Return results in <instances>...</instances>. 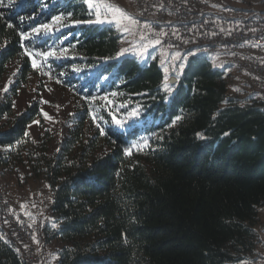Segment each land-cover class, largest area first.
Listing matches in <instances>:
<instances>
[{
    "label": "trees",
    "instance_id": "1",
    "mask_svg": "<svg viewBox=\"0 0 264 264\" xmlns=\"http://www.w3.org/2000/svg\"><path fill=\"white\" fill-rule=\"evenodd\" d=\"M56 16L70 19L50 35L21 39ZM93 19L84 0H4L0 7V169L19 186H51L39 242L57 246L56 264L254 259L264 207V103L238 102L225 70L196 54L203 45L181 52L180 80L167 96L159 61L117 60L119 33L87 23ZM25 48L68 52L45 61ZM49 95L58 98L46 119ZM135 104L146 119L117 125L118 108ZM143 140L148 147L125 153ZM0 264L31 263L0 238Z\"/></svg>",
    "mask_w": 264,
    "mask_h": 264
},
{
    "label": "rangeland",
    "instance_id": "2",
    "mask_svg": "<svg viewBox=\"0 0 264 264\" xmlns=\"http://www.w3.org/2000/svg\"><path fill=\"white\" fill-rule=\"evenodd\" d=\"M154 0H93L94 4L97 3H110L115 6H119L120 8L124 9L129 15L134 17L137 21H139V25L136 28V35H130L125 33L122 30V26H117L114 23H104L100 25H106L115 29L120 37V51L123 49H128L129 51L125 53L124 56H134L138 58L142 63H144L148 58L151 60H158L161 66L164 69H168L167 73L165 72V78L167 76V83L172 87L174 91V87L177 86V82L170 83L171 78H176L180 80V74L175 69L178 64H176L177 60L181 58V52L186 50V46L180 45L177 41L171 40L169 37L165 36H153L152 33H164L165 30V22H156L157 14H163V5H155L152 7V3ZM188 1V0H187ZM203 2H208L210 5H221L225 9L234 10L236 12H240L246 17V26H248V32H256V26H264V4L263 5H253L250 4V0H202ZM264 2V0H262ZM186 2V0H185ZM194 3H201V0H194ZM201 6L205 8L204 3ZM140 5V6H139ZM141 8L149 9L147 11V17H144ZM199 11V9H197ZM91 11V10H90ZM94 17L93 21H95V15L92 14ZM251 17V18H248ZM253 18L255 19V25H253ZM248 21V22H247ZM257 21V22H256ZM262 22V23H260ZM95 23V22H94ZM189 21H168V28L172 32H180V29L186 28L185 24ZM260 23V24H259ZM98 24V23H97ZM147 24L150 27L148 29L144 28V25ZM251 24V25H250ZM185 26V27H184ZM240 29V30H239ZM240 31V32H239ZM143 33L147 39H159L161 44L159 45H151L148 48V52L143 56H139L137 53L139 51V45L142 43L140 40V34ZM245 28H238V38L245 37ZM177 53L180 55L178 56ZM203 57L209 58L212 65L216 67H221L222 63L220 64L221 58L223 57L224 60L228 58L227 54L220 51L215 50H206L205 48L196 52ZM124 56H118L117 60H120ZM184 60H187L185 58ZM230 66L227 68L232 69L235 73L232 75L231 83H242L241 88H237V93L234 92L236 99L238 102H243L244 100H251L254 99H261L264 98V93L252 87L251 83L248 79L245 78V70L243 68H238L237 63L233 60H230ZM225 66H222L224 69ZM232 71V73H233ZM163 90L165 92V82L163 86ZM172 91V92H173ZM232 91V90H230ZM171 92V93H172ZM166 93V92H165ZM171 93H168L167 96H170ZM58 97L57 96H47L46 100L50 103H53ZM124 107L118 108V112L120 113L122 120L128 115L129 112L139 110V114L132 120L125 121L124 128L130 127L135 123L140 124L146 119L147 111L146 108L140 104H135L131 110H126ZM48 115H52L54 113V109L50 106L46 108ZM5 173H0L3 181L0 182V203L10 206L11 214L15 217V220H25L32 224V229L34 233L36 228L39 224L47 222V212L49 205L51 204V195L49 187L44 182H37V181H30L29 183L25 184L24 186H19L16 182L15 178L13 177H6L3 176ZM0 177V179H1ZM3 182V185H2ZM47 219V220H46ZM54 223H52L53 225ZM0 236L2 235L5 239H14L10 236L9 229H1V222H0ZM261 235H258V239L261 243L258 244V251L259 246L262 244ZM14 244V243H13ZM16 245V244H14ZM19 247L23 258L27 259V255L22 252L21 246L16 245ZM56 245H46L43 246L36 237L35 248H29V255H35L32 257V260H35L33 264H56ZM264 249V247H263ZM259 253V252H258ZM260 254L256 255L254 259L247 260L248 262H253L255 260H260ZM256 263V262H255ZM230 264H245L243 262H234ZM249 264V263H246Z\"/></svg>",
    "mask_w": 264,
    "mask_h": 264
},
{
    "label": "built area",
    "instance_id": "3",
    "mask_svg": "<svg viewBox=\"0 0 264 264\" xmlns=\"http://www.w3.org/2000/svg\"><path fill=\"white\" fill-rule=\"evenodd\" d=\"M202 3L205 8L201 7ZM250 4L263 5L264 2L250 0ZM155 5H163V14H157L156 22H165V29L162 30H165L167 37L182 46L203 45L206 50L226 53L230 60L237 63L238 68L245 70V78L252 87L264 93V26H256V32H248L246 17L242 13L225 9L220 4L210 5L202 0L201 3H194V0H154L152 7ZM141 11L147 17L149 9L141 8ZM168 21H189V28L172 32L166 29ZM238 28H245V38H238ZM0 222L1 229H9L14 244L21 246L28 262L33 264L35 260L31 258L35 255H29V248H35L36 242L32 224L25 220H15L10 206L1 203ZM258 254L261 259L256 264H264V249Z\"/></svg>",
    "mask_w": 264,
    "mask_h": 264
},
{
    "label": "snow or ice",
    "instance_id": "4",
    "mask_svg": "<svg viewBox=\"0 0 264 264\" xmlns=\"http://www.w3.org/2000/svg\"><path fill=\"white\" fill-rule=\"evenodd\" d=\"M84 3L87 5V7L91 10V13L95 15V21L89 20L87 23H98V24H104V23H109L112 24L114 23L117 26H122V30L130 35H136V28L139 25V21H137L134 17L129 15L124 9L120 8L119 6L112 5L110 3H97L94 4L93 0H84ZM4 6V0H0V7ZM65 19H70L69 17H64V16H56L52 19L51 23H45L40 25L39 27H34L31 32H20L19 35L22 40H28L33 37V33L39 35L41 32H43V35L47 36L53 33L54 27L53 26H58L60 22L64 21ZM73 23H79V21H74ZM8 27H13L12 25H7ZM150 26L145 24L144 28L148 29ZM153 36H162L165 35V33H152ZM140 40L142 43L139 45V51L138 55L143 57L147 52L148 48L151 45H159L161 44V41L157 39H147L143 33L140 34ZM128 49H123L121 52L118 54V56H124L126 52H128ZM25 52L28 53L30 56H35V57H43L45 61L49 57H55L56 59H60L62 57H65V54L68 52V49L65 48L62 51L57 54V50H52L48 52H29L28 48H25ZM179 56L180 54L177 53ZM32 65L34 68H38L39 66L37 65L36 59L32 60ZM75 71H79L80 69H74ZM168 69H165V72L167 73ZM3 92H7L8 88L5 87ZM173 91L172 87L167 83V76L165 78V92L166 94L171 93ZM117 93H112V96H116ZM96 99H100L102 101H105L107 104H111L112 101L108 97H92L91 98V103H94ZM44 103H49L48 101H44ZM13 107H15V101H13ZM123 107V105H121ZM139 114V110L137 109L136 111L129 112L128 115L125 117L124 120L116 119L115 116H113V119L117 125L120 127L125 126V121H129L134 119L137 115ZM74 115V114H71ZM43 116L46 119H51V117L48 115V113L44 112ZM6 118V117H5ZM97 117L93 115V120H95ZM177 119H181V117H177ZM36 125H39V121H34L33 122ZM31 127V125L29 126ZM97 127L100 128V125L97 124ZM101 132L103 133V129H101ZM26 135H30V133H26ZM201 138H203L202 134H197ZM149 142L147 140H143L139 144L132 145L130 147H127L124 149L125 153L128 155H131L133 152V149L140 150L142 147H148ZM51 187V186H49ZM54 227L56 226L55 224L53 225Z\"/></svg>",
    "mask_w": 264,
    "mask_h": 264
},
{
    "label": "crops",
    "instance_id": "5",
    "mask_svg": "<svg viewBox=\"0 0 264 264\" xmlns=\"http://www.w3.org/2000/svg\"><path fill=\"white\" fill-rule=\"evenodd\" d=\"M127 56V55H126ZM228 56V55H227ZM125 57V56H124ZM123 58V57H122ZM121 58V59H122ZM228 62H231L230 61V59H225L224 60V58L222 57L221 58V61H220V64L222 63V66H225L224 67V69L222 68V66L221 67H216V68H218V69H222V70H225V76H226V79H227V81L229 82V84H230V87L232 88V89H234V88H241L242 86H241V84L242 83H235V84H233V83H231L230 81H231V76L232 75H234V71L232 70V69H230V68H227V65H228V67H231L230 66V63H228ZM214 66V65H213ZM215 67V66H214ZM232 71H233V73H232ZM234 93V92H233ZM235 95V94H234ZM238 100V99H237ZM254 100H257V101H259V102H263L264 103V98H261V99H254ZM249 102H251V100H244L243 102H241V104H244V103H249ZM0 173H2V171H1V169H0ZM10 175H8V174H5L3 177L4 178H6V177H9ZM1 177V176H0ZM10 177H12V176H10ZM1 181H3V179H2V177H1V179H0ZM0 181V182H1ZM2 185H3V182H2ZM51 195V194H50ZM51 202H52V197H51ZM255 231H256V233H257V235H261L262 237H261V239H262V244L260 245V247H259V251L261 250V249H263V247H264V207H261V208H259V210H258V217H257V222H256V225H255ZM258 251V252H259ZM257 260H255V261H253V262H248V261H243V263H249V264H256L255 262H256Z\"/></svg>",
    "mask_w": 264,
    "mask_h": 264
},
{
    "label": "bare ground",
    "instance_id": "6",
    "mask_svg": "<svg viewBox=\"0 0 264 264\" xmlns=\"http://www.w3.org/2000/svg\"><path fill=\"white\" fill-rule=\"evenodd\" d=\"M247 22H248V21H247ZM256 22H257V21H256ZM252 23H253V22H252ZM260 23H262V22H260ZM260 23H259V24H260ZM250 25H251V24H250ZM185 26H186V28H189L188 23H186ZM185 26H184V27H185ZM239 30H240V29H239ZM248 30H249V28H248ZM239 32H240V31H239ZM244 35H245V34H244ZM240 38H241V37H240ZM244 38H245V37H244ZM212 51H213V50H212ZM32 233H34L33 229H32ZM8 236H10V234H9ZM10 237H11V236H10ZM0 238L2 239L3 242L14 243V241H13L12 239H5V238L2 237V235L0 236ZM13 239H14V238H13ZM16 245H18V244H16ZM19 246H20V245H19Z\"/></svg>",
    "mask_w": 264,
    "mask_h": 264
},
{
    "label": "water",
    "instance_id": "7",
    "mask_svg": "<svg viewBox=\"0 0 264 264\" xmlns=\"http://www.w3.org/2000/svg\"><path fill=\"white\" fill-rule=\"evenodd\" d=\"M175 82L179 83V80H177L176 78H171L170 79V83H175Z\"/></svg>",
    "mask_w": 264,
    "mask_h": 264
}]
</instances>
